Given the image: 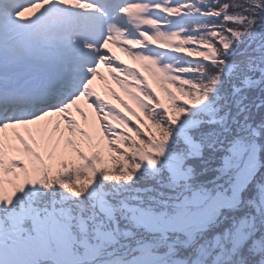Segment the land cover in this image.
<instances>
[{
	"label": "snow or ice",
	"instance_id": "snow-or-ice-1",
	"mask_svg": "<svg viewBox=\"0 0 264 264\" xmlns=\"http://www.w3.org/2000/svg\"><path fill=\"white\" fill-rule=\"evenodd\" d=\"M0 264H264V0H0Z\"/></svg>",
	"mask_w": 264,
	"mask_h": 264
},
{
	"label": "rangeland",
	"instance_id": "rangeland-1",
	"mask_svg": "<svg viewBox=\"0 0 264 264\" xmlns=\"http://www.w3.org/2000/svg\"><path fill=\"white\" fill-rule=\"evenodd\" d=\"M113 47V50L114 51H116L120 56H121V58L122 59H124V60H127L128 61V63L129 64H134L136 67H140V63L139 62H137V61H133L132 59H131V57H129V56H127L125 53H123V52H121L120 51V49H119V46H112ZM101 70H102V72L107 76V83L108 84H110L111 85V87L112 88H114L121 96H123V98L126 100V98H129L131 101H130V103L132 102V105H133V107L134 108H136L137 109V111H141L140 109H139V107H138V105L131 99V97L129 96V94L128 93H126L125 91H124V89H123V87L121 86V84H119L117 81H116V79L115 78H113L112 76H111V74L108 72V69H107V66L106 65H102L101 66ZM143 70V69H142ZM146 75H149L148 73H145ZM121 75H124L123 73H121ZM152 79V81H153V86L154 87H156V86H158V83L149 75V79ZM99 84H100V82L99 81H97V90L98 91H100L101 92V94L102 95H107V97L109 98V99H111L112 100V102H118L119 103V101L118 100H116L115 99V97H112L111 96V93H106L105 91H104V89L103 88H101V87H99ZM156 89L158 90V88L156 87ZM159 91V90H158ZM161 92V95H163L164 96V98H165V101L166 102H168V98H167V95H166V93L163 91V90H160ZM122 106V105H121ZM127 110V109H126ZM131 114V113H130ZM141 115H142V111H141Z\"/></svg>",
	"mask_w": 264,
	"mask_h": 264
},
{
	"label": "trees",
	"instance_id": "trees-1",
	"mask_svg": "<svg viewBox=\"0 0 264 264\" xmlns=\"http://www.w3.org/2000/svg\"><path fill=\"white\" fill-rule=\"evenodd\" d=\"M138 138H141V137L138 136Z\"/></svg>",
	"mask_w": 264,
	"mask_h": 264
}]
</instances>
